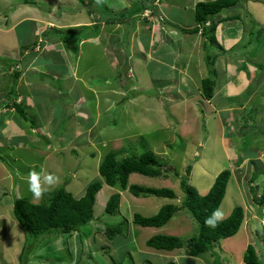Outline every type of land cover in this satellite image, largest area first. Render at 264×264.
<instances>
[{
  "label": "rangeland",
  "instance_id": "1",
  "mask_svg": "<svg viewBox=\"0 0 264 264\" xmlns=\"http://www.w3.org/2000/svg\"><path fill=\"white\" fill-rule=\"evenodd\" d=\"M24 1L25 0H9L8 2V0H5L6 5L9 3V10L11 4H13L14 7L17 5V8L21 4L26 7L28 4ZM33 1L36 2V6L34 7L38 8V15L33 11L34 8L31 10L28 9L26 15L34 18L48 17L47 21L51 20L52 22L51 26H48L47 23L46 25L43 24V26H40L38 28V33L40 34L48 27L59 25L55 22V16H63V11L61 12L60 8H67V11L64 12V16L67 15L74 18L73 16L77 15L80 19L81 14L78 12L86 6L89 7L93 1L95 2L97 0H84L86 1L84 5H80V0H77L79 1V9L77 11L74 9L72 10L71 7V3H74V0ZM103 1L108 4V6L117 2L116 0ZM124 1L126 6L131 4V1L139 3L136 5L137 8L141 3L140 0ZM196 1L197 0H161L160 3L167 12L174 14L177 19H180L182 23L187 26L194 23L193 5ZM241 3V10L231 9L227 10L225 12L226 14L224 13L221 15H225L224 17L226 18L223 19L225 21L224 25L228 27L222 29V35H219L218 31L221 26H223L222 24L224 21L217 26L215 30V36L218 40V44L215 46L216 48L205 43L204 46L201 45L200 47L199 45L198 48L196 47L197 54L193 57L192 68L197 62H203L201 66L203 74H199L201 79L206 76L204 74L206 71L205 62H207L208 58H210L211 61L215 58V67L218 69L216 78L218 80H223L225 76H229L232 80L237 81L241 74L240 70H242L243 67L245 68L244 70L251 69L253 64L256 63L254 62L256 60H258L257 65H259L258 68L260 71H264V0H241ZM120 4L121 3H115L114 6ZM3 6V9L7 8L4 4ZM29 6L33 7L31 5ZM51 8H53L55 16ZM44 10H50L51 13H47ZM122 14L125 15V18L130 16V12L125 10ZM146 15H149V13ZM163 15L165 16V14ZM221 16L220 18H222ZM142 19H144V15H142ZM239 19L243 22L241 26ZM136 20V18L133 19V21ZM241 27L244 28V30H242ZM17 32V36L10 34L6 38L7 50L0 49V63L3 66V68L0 66V70L3 72L5 71L7 74V76L5 74L4 77H0V93L5 89V100L1 101L2 107L7 106L6 103L8 101L12 104L13 98L17 96L15 91L17 86L11 82L13 69L20 68V65L17 63L16 57L18 56L15 50L18 53L27 51L24 49L29 45L30 40H32L30 36L34 33L33 27L29 25H21ZM62 33L65 34L64 32ZM38 38H40L38 42L45 40L43 41L44 47L42 46V48H40L41 45L35 47L36 44L34 43H32L30 47H33V49L35 48L40 54L61 45V43L54 44L53 42H57L55 40L51 42L50 40L46 41V39L40 36ZM186 39L195 41L197 38L194 34L186 35ZM3 40L4 39L0 38V42ZM191 44L192 43H189V45ZM75 46L74 44L72 47ZM1 47L0 45V48ZM84 49L100 50L94 42L85 45ZM5 51H10L13 55L4 54ZM52 53L53 52L43 55L40 61L52 66ZM155 65L156 64L152 61L151 66L140 67V70L137 68V72L133 77L129 75L131 74L130 71L123 73L121 70L122 78H119L118 81L114 80V84L117 85L120 83L124 85V83L130 82L135 85L142 83V86H144L148 80L156 85L153 86L155 88H151L146 92L147 100H141L140 106L142 109L137 107L136 112H139L137 115L141 116V120H139L137 127L136 125H132L130 121L126 123L127 126H130H128L130 130H133L131 127L137 128L133 131L123 129V125L121 127L122 118H117L114 123V118H112L113 113L107 115V109H100L98 113H95L92 112L91 109L94 105L89 103L88 105L75 107L74 112L71 106L68 105L65 107L63 105L64 101L57 100L56 106L60 104L65 107L62 109L63 113H59V110L55 108L52 111L49 108L41 109V107L39 108L41 112V114L39 113L41 121H37L34 115L31 114L33 110H31L30 114L28 113V116L33 119L35 127L40 123L45 124L47 127L45 133L43 132L46 128L45 126L39 127V132H37L38 129L36 127L34 130L36 136L29 137L32 142L36 143L35 146L29 148L27 140L25 139L23 143L26 146L18 149L17 144L19 145V141H16L18 139V137H16L17 134H12L10 138L11 134L7 136V134L0 133L4 141H8V143L14 141L16 146L14 152L0 148V264H201L198 262L199 259L188 256L185 248L174 250L176 253L182 250L181 256L184 255L185 257H182L180 260H177L178 258L176 257L174 258L175 260L169 262L170 254L160 253L161 250H156L147 245V240L156 235H173L186 240L189 236L197 234L198 224L194 220H192V224H189L190 215H187L185 220L182 214L179 213L174 214L173 218L160 228L143 227L134 223V213L138 212L144 216H152L158 212L163 204L169 203L171 200L155 195L136 197L128 190H122L117 186L110 187L105 184L98 170L104 156L109 152L117 153L118 159H121L125 155L139 156L143 152L151 149L155 151V154L163 164L174 166L182 177H188L189 184L196 187L198 192L203 195L208 193L209 189L213 186L218 172L230 169L232 175L227 187L231 192L225 196L221 208L225 217L229 216L225 215V212H228L229 209L233 210L235 206H242L244 202H251L253 196L263 195L264 165L261 166L258 163L264 160V77L258 75L257 78H255L249 74L244 78L246 79V84L248 87L250 86V88L246 92L244 91L245 93L243 92L242 96L233 98L230 102L221 96H217L212 102L213 106H211L209 103H202L201 99L193 97L187 99L185 95H183V102H181L182 97L179 96L181 95V90L179 92L178 90L182 85H179L178 90L173 92V99L169 101V93L171 94V92L168 87L161 88V86L167 84L166 79L169 80L170 76L176 71L170 70L169 67H165L164 70L161 71L163 75L161 77L157 75L161 67H156ZM203 66L205 68H203ZM235 74L237 76H235ZM174 75L177 76V74ZM37 77L41 78L42 74ZM127 77H131V79H127ZM177 78L179 77L177 76ZM154 79H158L159 83H155ZM252 85H257L258 89L256 90ZM49 86L51 89L53 88V85ZM21 89L26 90L25 86ZM33 89L34 92L41 90V88L36 86L33 87ZM182 89H184V93L185 90H188L184 87H182ZM152 96H160V101H158V103L160 102L161 105H155ZM44 102H47V95H44V97L40 99L41 104ZM224 103L233 106L231 112H225L223 107ZM21 104L22 108L27 110L28 98L25 97ZM242 104H244L245 107L240 108L239 106ZM158 106L161 108L162 115L166 117L164 120L167 121V129L165 127L160 128V126H164L162 121L158 123L151 122V124L144 121V109L149 107L150 110H152L151 114H154ZM2 107H0V109H3ZM6 111L7 110L3 109L0 113L4 118ZM72 112L74 113L71 114ZM116 115L121 116V112L116 113ZM123 115L124 113H122V116ZM147 115H149V113H147ZM45 116L49 119L44 118ZM18 117L21 119L19 114ZM228 117H231L230 127L232 130L229 131L227 127L225 128V134H223L222 120ZM241 117H245L244 123L242 124L246 127H243L240 133H238L237 128L235 130L233 129L235 125H238ZM23 122L25 125L30 126L29 121L23 120ZM77 122H81L84 127H89V130L87 134H82V136L80 135L75 138L74 134L77 132H75V129L79 126ZM188 122L190 126H188ZM226 125L229 126L228 124ZM20 128L21 127L18 126L17 129ZM13 132H15V127H12L10 130V133ZM129 134L130 136L128 138L125 137ZM139 134L141 136H138ZM35 138L36 140H32ZM86 139L88 140L87 143L80 147L79 143L82 144ZM74 142L79 143L74 145ZM226 146L232 147L228 149L230 147ZM233 150L238 151L243 159L245 156H249V162H247V164L245 162L242 164L239 162L241 160L240 158L238 160L232 158L235 156ZM256 154L258 157H256ZM255 163L258 164L260 169H263L262 172L257 166L251 167L252 165H256ZM189 167L192 169L190 174H187L186 171ZM41 171L43 177L52 174L57 179L51 185L46 184L42 179V186L47 190L43 192L39 199H36L33 193L29 191L28 181L32 172L41 173ZM252 178L254 179L253 183ZM96 180H102L104 185L97 195L95 219L81 226L77 232L72 234L52 232L50 234L35 237L24 231L14 216L13 203L15 198H28L33 203L48 202L52 193L60 186H65L75 197H80L84 194L87 185ZM237 183L242 188L241 190L243 192L241 195L235 189ZM130 184L145 187L172 188L177 192V199H175V202L182 200L183 196H185L181 187V179L173 175H170L168 179H163L160 177L154 178L141 174H132L130 176ZM252 186L254 191L252 190ZM118 192L121 196V205L115 214H109L105 210L106 203L112 194ZM125 204H127L128 209L124 207ZM242 207L244 208V206ZM248 207L247 208L251 211V207ZM262 207L263 206H261L260 209H262ZM263 220L264 217L259 215V223H256L253 227L250 224L256 234L254 236H256L255 239L259 246L262 243L264 244L260 239V235L264 239V232L262 233V231H260L261 233H259L256 228L262 227L261 224ZM250 225L249 223L245 224L248 232H251L249 231ZM118 226H123L124 231L114 234L109 238L106 233V228ZM246 240V232L244 229L242 230L241 227L236 235L215 243L214 245L219 248L222 243L221 241H227L229 245L223 244L227 249H224L225 252H221V255H219L220 252L219 254L217 253L218 259H220L221 262H229L231 264H235V261H238V263L240 260L243 261L242 258L245 252ZM232 247H235V250L240 247L241 249L236 253ZM213 249L212 251H214ZM129 252L132 256H130ZM260 256L264 264V254L261 253ZM204 257L208 259L207 255ZM204 257L202 258L204 259ZM188 258L192 259L191 262L187 260Z\"/></svg>",
  "mask_w": 264,
  "mask_h": 264
},
{
  "label": "crops",
  "instance_id": "2",
  "mask_svg": "<svg viewBox=\"0 0 264 264\" xmlns=\"http://www.w3.org/2000/svg\"><path fill=\"white\" fill-rule=\"evenodd\" d=\"M116 1L117 2L115 3H121V4L114 6L115 4L114 3L113 5L108 6V4H106L103 0H97L95 2L93 1L92 3L94 4L93 7L96 9V15L94 14L93 8L86 6L85 8H83L78 12L79 14H81L80 19L77 15L73 16L74 18L67 15L64 16V12L67 11V8H63V9L60 8V11L61 12L63 11L62 13L63 16L61 15L55 16L53 10V8L56 5L55 4L54 7L51 8V11L53 10L52 13L56 19V21L55 20L54 21L57 22V24L59 25H53V27H48L46 30H43L42 33L39 34L38 28L40 26H43V24L46 25V23L48 24V26H51L52 22L51 20L47 21L48 17L34 18L26 15L28 12L27 10L28 9L31 10L33 8H34L33 11L36 12V15H38L37 13L38 8L34 7L36 5L28 4L25 7L21 4L17 8V5H15L14 7V5L11 4L10 5L11 8L9 10L8 9L9 3H7L6 5L5 0H0V38L4 39L2 42H0V45L2 46L0 48L1 50H7L6 38L10 34H14L15 36H17L18 34L17 31H19V27L21 25H25V26L29 25L30 27H33L34 33L33 35L30 36V39L32 38V40H30L29 45L24 49L27 51H24V53H18L15 50L18 56L16 57L18 61L17 63L20 65V68L13 69L11 82L15 84V86H17L15 89L17 96L13 98V100H16L17 102L21 103L22 100L24 101V98L27 97L28 107L26 111L30 114L31 110H33V113L31 114L34 115L37 121L38 120L41 121L40 118L41 112L39 109L41 107H42L41 109L49 108L52 111L55 108L59 110V113H63L62 109H64L68 105L71 106L72 108H75L77 106L88 105L89 103H92L94 105V107L91 108L92 112L98 113L100 109H107V113H108L107 115L113 113L112 118H114L113 119L114 123L117 120V118H122L123 121H121L122 123L121 127L123 125V129H127V130L129 129L130 126L128 125L129 126L128 127L126 125L128 121H130L132 125H136L137 127L139 120H141V116L137 115L139 112H136L137 107L142 109V107L140 106L141 100L142 99L147 100L146 92H148L151 88H155L153 86L156 85L153 82H150V80L146 81L144 86H142V83L139 85H135L134 83H130V82H126V84L124 83V85L122 83L117 85L114 84V80L118 81L119 78L120 79L122 78L121 70L123 71V73H127L128 71H130L131 74L129 75H132L133 77L137 72V68H139L140 70V67L143 68V67L151 66L152 61L156 64L155 65L156 67H161V69L158 70L157 75H160L162 77L163 75L161 71L164 70L165 67H169L170 70H175L176 72L174 74H177V76L179 77L177 78V76L173 74L172 76H170L169 80L166 79L167 84L161 86V88L168 87L169 91L171 92V94L169 93L170 95V99H168L169 101L173 99V95H172L173 92L178 90L179 85H182V87L188 90H185L184 93V89H182V87L179 88L178 92L181 90V95H179L180 97H182L181 102H183V95H185L187 99L190 97L201 99L202 103H209V105L211 106H213L212 102L214 99L217 98V96H221L222 98L227 99L230 102L232 101L233 98H238L239 96H242L243 92L244 91L246 92L250 88V86L248 87V85L246 84V79L244 77H247L249 74L254 76L255 78H257L258 75L260 76L264 75L262 73L264 71L263 70L262 72L258 71L255 66H252L251 69L249 68L247 70H244L245 68L243 67V69L240 70L241 74L237 81L232 80V78H230L229 76L227 77L225 76L223 80H218L213 98L211 100H207L202 95L201 83L203 78L201 79L199 75L200 73L203 74V72L201 71L202 68L201 66L203 62L200 63L197 62V64L192 68L193 57L195 54H197L196 47L198 48L199 45L200 47L201 45L204 46L205 38L203 37V35L198 33L195 34L197 38L195 41L186 39V35H194L186 32L187 29H190L194 26V23L187 26L184 25L182 21L180 19H177L174 14L167 12L166 9L161 6V4L159 5V8L156 7V5L154 4L155 10L153 11V15L149 10L148 13H150V15L148 18L144 20L138 19L136 21H133L134 18L131 17L132 19L131 20L130 16L128 18H125L124 14H122L124 10L128 12L132 4L126 6L124 0L121 1L116 0ZM140 1L144 2L145 0H140ZM199 1H203V0H197L193 5L194 9L196 3H198ZM204 1H208V0H204ZM73 2L74 3H71L72 10L74 9L77 11L79 9L78 8L79 1L74 0ZM3 4L7 8L3 9L4 7ZM29 5L33 7H30ZM44 11H46L47 13H51L50 10H44ZM163 14H165V16ZM119 15L120 16L123 15V16L120 17ZM241 24L242 21H240V26ZM222 25L223 26H221L220 30L218 31L219 35H222L221 34L222 29L228 27L225 26L224 23ZM241 29L244 30V28L242 27ZM62 32H64L65 34H63ZM39 36L46 39V41L50 40L52 42V40L53 41L55 40L57 42H53L54 44L61 43V45L55 49H49L43 52L42 54H40V52L36 51L35 48L33 49V47L32 48L30 47V45L34 43L36 44L35 47L41 45L40 48H42V46L44 45L43 41L45 40L38 42V39H40L38 38ZM93 42L96 43V46H98V48L100 49L99 51L98 50L96 51V49L94 50L84 49L85 45L91 44ZM189 43L192 44L189 45ZM74 44L76 46L72 47ZM51 52H53L51 55V59H53V62L51 63L52 66L47 65L45 62L40 61L43 55L51 54ZM11 53L12 52L10 51L4 52V54H9V55ZM12 55L13 54H11L10 56ZM254 62L258 63V60ZM0 66L1 68H3L2 64ZM16 73H18L17 76L15 75ZM5 74H6L5 71L3 72L2 70H0L1 78L4 77ZM41 74H42L41 78L37 77V76H41ZM235 76L237 75L235 74ZM127 79H131V77H127ZM154 82L159 83V80L154 79ZM49 85H53L52 89L56 91H53ZM24 86L26 90L21 89ZM35 86L41 88V90L40 91L37 90L36 92H34L33 87ZM252 87H254L256 90L258 89L257 85H252ZM4 91L5 89L0 93V107H2L1 101L5 100ZM44 95H47V102L41 104L40 99L43 98ZM152 98L155 101L154 103L155 105L157 104L161 105L160 102L158 103V101H160L159 100L160 96H152ZM57 100L58 101L60 100L62 102L64 101L63 105L65 107H63V105L61 106L60 104L56 106L55 104ZM223 107L225 109V112L226 111L231 112L233 106L224 103ZM239 107L243 108L245 107V105L242 104ZM3 109L7 111L5 118L4 116L0 115L1 117L0 133L7 134V136L8 134H11L10 138L12 137V134L14 135L17 134L16 137H18V139L16 141H19V145L17 144L18 149L24 148L26 146L23 143L25 139L27 140V144L29 148L35 146L36 143L32 142L29 139V137L36 136L34 132L35 128L37 127L38 129L39 127L40 128L44 127L45 124L40 123L36 127L34 126L35 124L31 125L30 123H29L30 126L25 125L23 119L22 118L20 119L18 117V113L15 110V104L13 102L9 107ZM3 109H0V113ZM73 111L75 112V110ZM74 112H72L71 114H73ZM118 112H121V116L116 115V113ZM122 113H124L123 116ZM144 113H145L144 121L146 123L151 124V122L158 123L162 121L164 126H160V128L161 127H165L166 129L168 128L167 121L164 120L166 119V117L162 115V111L159 106L156 107L154 114H151L152 110H150L149 107H146L144 109ZM147 113H149V115H147ZM44 118L49 119L47 116H45ZM230 118L231 117L225 119L223 118L222 120L223 134H225V128L227 127L229 131L232 130L230 127ZM135 119L138 121H136ZM242 123H244L243 117H241L238 125L234 126L233 130L237 128V132L240 133V131L245 126ZM78 124H79L78 128L75 129V132L77 131L74 134L75 138H77V136L80 135L82 136V134H87V131L89 130V127L82 126L81 122H79ZM226 124H228L229 126H227ZM17 125L21 128L17 129L18 128ZM188 126H190V123L188 124ZM12 127H15V132L10 133ZM131 129L134 130L137 128L131 127ZM133 130L129 129L128 131H133ZM39 131L40 130L38 129L37 132ZM46 131H47V127L44 129L43 132L45 133ZM129 136L130 134L125 137L128 138ZM138 136L141 135L139 134ZM36 138L32 140H36ZM87 141L88 140L86 139V141H84L82 144L78 142L79 146L81 147L82 145H85ZM78 143L74 142V145H77ZM226 147H230L228 149H231L232 146H226ZM0 148L14 152L16 150L15 142L10 141V143H8V141H4V139L0 136ZM239 150L243 151L241 149ZM153 152L155 153V151ZM234 153L235 156L232 158H234L235 160H238L240 158L241 160L239 162H241L242 164L244 162L246 164L247 162H249L250 160V158H248L249 156L248 157L245 156L243 159V157L239 155L238 151L235 150ZM256 157H258L257 154ZM255 164L256 165H252L251 167L253 166L258 167V164L263 166L264 160H261L258 164L257 163ZM262 170L263 169H260L261 172ZM219 173L220 172H218L217 175ZM237 185L238 183L236 184L235 189L241 195L243 192L241 190L242 188L240 187V185L238 186ZM230 192L231 191L227 189L226 195L229 194ZM251 200L253 201V199ZM252 201L244 202V204L242 205L244 206L245 215L241 227L242 230L243 229L245 230L247 236V240L245 242V251L248 245L252 243L257 250V255L259 257V264H263L260 254L261 253L264 254V246H263L264 244H261L260 246L258 245V242L255 239L256 236H254L256 234L253 231L252 227L255 226L256 223H259L258 221L259 215H262V217H264V207L260 209L261 206L255 205V203H253ZM170 202L179 204L180 201L178 200L176 202L175 201H170ZM248 206L251 207L250 208L251 211L248 209L249 208ZM124 207L128 209L127 204H125ZM221 208H222V204L219 209L221 210ZM231 211L232 210L229 209L228 212H225L226 213L225 215H229ZM177 213L182 214L184 219L187 217V215L189 216L188 212L185 210H180ZM226 217L224 216V218ZM189 220H190L189 224H192V220L194 219L191 217ZM247 223H249V225L250 224L252 225V227L250 225V230H249L251 232H248V229H246L245 227V224ZM261 225L262 228H264V220ZM192 236L194 235L189 236L188 238H186V240L182 238L181 239L184 242H187L188 239H190ZM221 242L222 243L220 245V248L213 245L214 249L213 248L212 249L215 252L211 250L206 252L200 257H192V258L199 259L198 262H200L201 264H215L216 257L218 256L219 252H220L219 255H221L223 252H225L224 249H227V247L223 245V244L228 245L227 241H221ZM232 249L235 250V247H232ZM240 249L241 247L236 248L235 250L236 253H238ZM165 251L166 250H161L160 253L170 254L169 262L175 260L174 258L176 257L178 258L177 260H180L182 257H185L184 255L181 256L182 250L177 253L174 250L172 252H165ZM129 254L130 256H132L130 252ZM205 255L208 256V259L204 257ZM202 257H204V259ZM187 260L191 262L192 259L188 258ZM242 260L243 261L240 260L239 263L238 261L237 262L235 261V264H247L244 261V255ZM220 263L231 264L229 262L224 263L221 261Z\"/></svg>",
  "mask_w": 264,
  "mask_h": 264
},
{
  "label": "trees",
  "instance_id": "3",
  "mask_svg": "<svg viewBox=\"0 0 264 264\" xmlns=\"http://www.w3.org/2000/svg\"><path fill=\"white\" fill-rule=\"evenodd\" d=\"M154 1L155 0H145L140 3L138 8L136 5L139 3L131 1L133 5H131L128 11L130 12V19L132 17L137 20H142L143 11L148 9L154 11ZM240 1L241 0H209L198 2L194 9V26L187 29L186 32L190 34L200 33L205 38V44L217 46L218 40L215 36V30L219 23L224 21L221 15L226 10L236 6ZM24 2H26V4L36 5V2L33 0H25ZM84 4H86L85 1L80 0V5ZM220 16L222 18H220ZM205 64L206 68L204 66L203 68L206 70V76L202 80L201 90L203 97L207 100H211L215 94L218 81L216 78L218 69L215 67V58L212 61L208 58ZM17 74L18 73L15 75L17 76ZM12 101L15 104V110L21 118L27 122L29 121V123L31 122L30 124L32 125L33 119L28 116V112L22 108L21 103L16 100ZM6 104L7 106H3L4 108L11 105L10 101ZM244 119L245 117H243V122ZM117 156L116 153L110 152L105 155L99 165V175L104 179L105 184L112 187L117 186L122 190H128L136 197L155 195L175 201L177 195L172 188L145 187L130 184L131 174H141L164 179H168L170 175H173L181 179V187L185 194L179 204L174 202L166 203L152 216H144L138 212L134 213V223L143 227H161L165 225L175 213L180 210H186L198 224L197 234L188 239L187 242L173 235H156L147 240L146 243L149 247L166 251L185 248L188 256L200 257L206 252L211 251L213 245L221 239L232 237L239 232L245 215L244 208L240 205L235 206L231 214L224 218L215 229L207 227L204 223L207 216H210L214 210L220 208L226 196L228 182L231 178L230 169L222 170L216 176L215 182L208 193L203 195L198 192L196 187L189 184L188 177H182L174 166L163 164L151 150L145 151L139 156L125 155L121 159H118ZM191 169V167L187 169V174H190ZM253 181L254 179H252V182ZM104 183L102 180L90 182L84 194L80 197H75L65 186H60L52 193L48 202L33 203L28 198H15L13 203L14 216L21 228L35 237L50 234L52 232L72 234L77 232L81 226L95 219L97 195L102 190ZM256 199L255 197L254 200ZM256 201L264 205V192L262 197ZM120 203V193L112 194L106 203V212L115 214ZM256 230L259 233H261L260 231H262V233L264 232V228L262 227ZM123 231V226L106 228V233L109 238ZM244 261L247 264H259V257L257 256L254 245H248L244 254ZM215 264H223L220 263L218 256L216 257Z\"/></svg>",
  "mask_w": 264,
  "mask_h": 264
},
{
  "label": "clouds",
  "instance_id": "4",
  "mask_svg": "<svg viewBox=\"0 0 264 264\" xmlns=\"http://www.w3.org/2000/svg\"><path fill=\"white\" fill-rule=\"evenodd\" d=\"M160 1L161 0H155L154 1V4L156 5V7H158L159 8V5L161 4L160 3ZM200 2V1H199ZM90 4V3H89ZM93 4V3H92ZM92 4H90V8H93V11H94V14L96 15V9L93 7V5ZM197 4V3H196ZM154 5V6H155ZM237 5H239V6H237ZM236 6H234V7H232L231 9H242V3H241V1L237 4ZM196 6V5H195ZM231 9H228V10H231ZM227 11V10H226ZM225 11V12H226ZM149 12V9L148 10H145L144 12H143V15H144V19L145 18H148L149 17V15H150V13H149V15H146L147 13ZM151 12V14L153 15V11H150ZM224 12V13H225ZM223 13V14H224ZM226 14V13H225ZM223 17V16H222ZM224 18H226V17H224ZM240 21H241V19H239V23H240ZM223 23H225V21L223 22ZM243 23V22H242ZM253 66H255L256 68H257V70L258 71H260V69L258 68L259 67V65H257V63H255V64H253ZM263 74H264V72H262ZM261 77V76H260ZM262 77H264V75L262 76ZM259 80V79H258ZM75 107V106H74ZM4 108V107H3ZM73 110L75 109V108H72ZM238 111V110H237ZM1 158H2V156H1ZM231 175H232V172H231ZM255 175V174H254ZM253 175V176H254ZM44 180V182L46 183V184H48V185H51L52 183H54L55 182V180L57 179L56 177H54L52 174H49L47 177H43V173H42V171H41V173H36V172H32L31 174H30V176H29V181H28V183H29V191H31L32 193H33V196H34V198H36V199H39L41 196H42V194H43V192L44 191H46L47 189L46 188H44L43 186H42V183H41V180ZM253 179V178H252ZM253 183V182H252ZM227 189H228V187H227ZM252 190L254 191V188H253V186H252ZM263 192H264V190H263ZM263 192H262V194H263ZM257 198V199H260L261 197H262V195L261 196H258V195H256V196H253V203H255V205H259V206H263L264 207V205H261L258 201H256V200H254V198ZM230 215V214H229ZM223 219H224V213L219 209V208H217L216 210H214L213 212H212V214L210 215V216H207L206 218H205V221H204V223H205V225L207 226V227H209V228H212V229H215L222 221H223ZM260 235V234H259ZM259 238V237H258ZM260 239H261V241L262 242H264V239L261 237V235H260ZM222 240V239H221ZM250 244H252V243H250ZM249 244V245H250ZM263 244V243H262ZM253 245V244H252ZM255 247V246H254ZM257 251V250H256ZM258 256V255H257Z\"/></svg>",
  "mask_w": 264,
  "mask_h": 264
}]
</instances>
